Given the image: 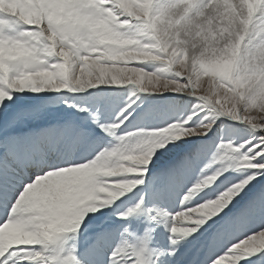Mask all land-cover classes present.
Returning <instances> with one entry per match:
<instances>
[{"label":"snow or ice","instance_id":"obj_1","mask_svg":"<svg viewBox=\"0 0 264 264\" xmlns=\"http://www.w3.org/2000/svg\"><path fill=\"white\" fill-rule=\"evenodd\" d=\"M0 264H264V0H0Z\"/></svg>","mask_w":264,"mask_h":264},{"label":"rangeland","instance_id":"obj_2","mask_svg":"<svg viewBox=\"0 0 264 264\" xmlns=\"http://www.w3.org/2000/svg\"><path fill=\"white\" fill-rule=\"evenodd\" d=\"M202 79H207V77H202ZM190 104H193L191 101L189 102ZM160 232L162 231L163 232V228L162 229H159Z\"/></svg>","mask_w":264,"mask_h":264},{"label":"bare ground","instance_id":"obj_3","mask_svg":"<svg viewBox=\"0 0 264 264\" xmlns=\"http://www.w3.org/2000/svg\"><path fill=\"white\" fill-rule=\"evenodd\" d=\"M162 229V228H161Z\"/></svg>","mask_w":264,"mask_h":264}]
</instances>
